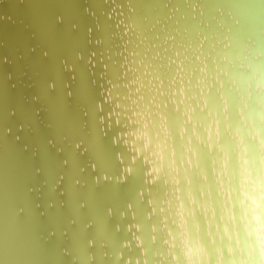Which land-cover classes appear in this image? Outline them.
<instances>
[{
  "label": "snow or ice",
  "instance_id": "6c2138e0",
  "mask_svg": "<svg viewBox=\"0 0 264 264\" xmlns=\"http://www.w3.org/2000/svg\"><path fill=\"white\" fill-rule=\"evenodd\" d=\"M105 2L108 3L109 0ZM110 2L114 5L116 0ZM185 3L197 14L192 17L197 21L196 30L193 32L195 38L188 37L189 29L185 27L183 35L187 44L177 45L176 36L181 35L179 29L172 35L171 29L162 27L161 31L166 33L162 44H147L142 54L138 49L145 45L147 37L141 39L142 33L132 26L135 21L129 0V13H119L124 19L115 24V28L123 29L118 35L120 43L115 45L119 49L115 54L122 58L115 82L108 76V64L104 60L105 51L99 53V65L103 69L99 78H96L94 71H90L97 67L98 53L88 49L86 63L93 76L92 84L98 85L99 88L100 99L95 104L98 123L105 136L114 128L120 129L114 135L117 137L114 145L123 147L124 152L115 153L118 174L110 176L106 171H98V164L93 160L80 166L79 157L88 152L83 141L69 144V151L75 156L79 174L56 173L52 190L59 191L63 197L67 191L66 180L72 189L87 186L88 181L84 180L82 184L80 174L86 173L89 168L96 173L91 177V182L97 188L101 182L125 184L129 177L133 176L134 169H138L141 173V183L136 195L139 202L147 206L145 220L151 222L148 226V243L151 247L159 241V246L155 247L153 264H173L174 261L178 262L181 256L185 258V264H214L213 257L215 264H225V258L227 264H261L264 257H259L257 251H252L250 255L248 252L250 248L257 249L259 244L264 242V181L259 179V173L264 171V167H261L264 165V155L260 152L261 146H264V41L253 44L254 37L251 36L244 40L237 39L240 20L235 17L227 28L217 20L215 31L211 28V21L207 25L208 31H201L199 29L205 26L202 0H185ZM115 11L112 6L107 14L108 20L112 21L110 14ZM176 11L179 9H174L172 16H175ZM84 13L96 17V13L90 8H84ZM217 13L220 17L231 16V13L226 14L219 9ZM181 18L187 20V13ZM56 23L63 24L64 17L57 16ZM160 23V20L156 21V24ZM71 29L74 33L79 32V23H72ZM94 29H101L98 19L94 28L87 29V44L102 46L104 41L94 38ZM260 35L264 36V31ZM133 36L138 43L133 40ZM154 39L159 40L160 37L155 36ZM206 44L207 53L204 52ZM129 45H133L131 50ZM165 45L169 47H164ZM155 47H160L161 51L152 54V48ZM177 47L182 50L183 56ZM189 51L192 58L186 54ZM107 52L110 53L107 60L111 61L112 49H107ZM169 52L172 55H167ZM41 55L47 58L49 52L43 50ZM84 59V50L75 52L76 61L83 62ZM61 64L64 71L74 72L75 64L70 65L67 59L61 60ZM221 65L227 66V70ZM55 86L53 81L52 90ZM121 88L125 89L126 93L121 95L117 91L114 97L113 92ZM68 95L70 96L71 92ZM210 100H213L211 107L205 102ZM105 105H108L107 111ZM245 112L248 113L247 116H244ZM213 113L216 115L213 116ZM11 115H15V112ZM233 116L237 119L234 120ZM256 125L260 127L257 128ZM165 127L170 130L169 135L173 138L174 146L169 144L168 136L164 134ZM23 130L24 125H19L18 131ZM7 131L10 134L11 128ZM241 133L243 139L238 140L237 137ZM15 139L19 142L22 137L17 135ZM129 140L131 148L125 147ZM153 141L163 146L160 149L163 155L157 153V144ZM48 144L58 153L64 152L62 147H56L54 141L49 140ZM225 144L227 163H222L223 157L219 155V150ZM237 148L240 151L239 158L236 157ZM23 151L28 152L29 145H23ZM149 152L152 153L151 156ZM31 155L33 160L38 161L40 158L36 148L31 149ZM246 165L247 171L252 172L254 182L241 189L240 185L248 178L245 175ZM72 166L70 158H64L54 161L50 171L55 172L56 168L70 170ZM229 168H232L231 172L228 171ZM31 173L39 177L44 176L46 170L41 166H34ZM256 184H259L260 188L258 194ZM48 186L47 179L38 185H25L28 199L17 204L15 212L18 217H31L37 221L39 238L43 242L51 243L56 238L57 229L54 226L45 228L42 221L49 216L50 210H55L58 205L60 208L66 207L67 201L50 199L44 202L43 190ZM221 192L224 193L223 196ZM233 193L237 195L234 196ZM253 201L259 207L258 212L255 208H250ZM210 204L215 207H210ZM229 204L233 207H229ZM79 207L85 208L86 202L79 203ZM185 211L187 216L184 215ZM128 213H131V218L135 221L136 213L132 203H128L126 210L120 215L127 218ZM225 213L228 214L227 218ZM105 215L113 217L114 210L107 208ZM178 220L184 226L192 221V235L196 234L195 230L199 227V242L202 245L207 241L213 250H197V240L190 236L187 250L174 255L176 240L184 235L182 227L177 224ZM68 223L75 228L76 219L72 218ZM92 227V222L83 225L85 230ZM123 227L130 236L121 241L120 248L129 252L139 251L135 257L125 258L123 251L114 253L115 257L123 260L124 264H148L147 254L150 249L144 248V238L137 235L143 231L142 225L130 223ZM172 228L176 229L175 233ZM121 229L120 224L115 225V231L120 232ZM158 232L159 236L156 235ZM60 234L66 239H71L67 228ZM216 234H219V239ZM138 237L141 239L140 244L136 243ZM168 237H173L171 244ZM84 243L88 249L96 247L94 238L86 239ZM217 243L220 245L219 249L216 248ZM101 247L107 248V244L102 242ZM62 252L64 255H70L66 248ZM107 255L105 252L104 256ZM87 259L89 264H94L95 254L90 252Z\"/></svg>",
  "mask_w": 264,
  "mask_h": 264
},
{
  "label": "water",
  "instance_id": "95a60500",
  "mask_svg": "<svg viewBox=\"0 0 264 264\" xmlns=\"http://www.w3.org/2000/svg\"><path fill=\"white\" fill-rule=\"evenodd\" d=\"M202 3L205 26L199 30L207 32V25L211 21V28L215 31L217 20L227 28L235 17L240 20L237 39L244 40L251 36L254 37L253 44L264 41V36L260 35L264 31V0H202ZM112 6L116 11L110 14L111 21L107 19V14ZM130 6L135 21L132 26L142 33L141 39L147 37L145 45L138 49L142 54L147 44H162L166 35L161 31L162 27L171 29L172 35L179 29L181 35L176 36L177 45L187 44L183 35L185 27L189 29L188 37L195 38L193 32L197 21L192 17L197 14L188 8L185 0H130ZM84 8H90L96 13V17L85 15ZM177 8L179 11L172 16L173 10ZM217 9L226 14L231 13V16L220 17ZM121 12L129 13V0H116L114 5H111L110 0L108 3L105 0H0V264H89L87 255L90 252L95 254L94 264H124L114 253L123 251L127 258L135 257L139 251L129 252L120 248L121 241L130 236L123 226L130 223L142 225L143 231L137 235H142L148 242V226L151 222L145 220L144 215L148 209L139 202L136 195L141 183L140 170L134 169L133 176L125 184L101 182L97 188L91 182V177L96 173L89 168L86 173L80 174L82 184L84 180L88 181L87 186L72 189L66 180L67 191L63 197L59 191L52 190L56 173L79 174L75 156L68 147L79 141H83L84 147L88 148L87 154L79 157L80 166L93 160L98 164V171H106L110 176L118 174L115 153L124 152V148L113 145L111 137L120 129L114 128L104 135L95 108L100 99L99 88L92 84L93 76L90 71H94L96 78H99V73L103 70L99 65V53L105 51L108 76L115 82L122 59L115 54L119 51L115 47L120 43L119 32L123 31L115 28V24L124 19L119 15ZM185 13L188 15L187 20L181 18ZM60 15L64 17L63 24L56 23V17ZM97 19L101 29H94V38L103 39L104 43L102 46L94 44L99 47L94 48L87 44V29L94 28ZM157 20L161 23L156 24ZM74 22L79 23V32L72 31L71 24ZM155 36L160 39H154ZM133 40L135 41L134 36ZM132 47L133 45H129V50ZM88 49L98 53L97 67L90 71L86 63ZM107 49H112L111 61L107 60V55L110 54ZM43 50L49 52L47 58L41 55ZM80 50L85 52L83 62L75 60V52ZM177 50L182 52L179 47ZM157 51H161V48H152V54ZM207 51L206 44L204 52ZM186 54L192 58L191 51ZM63 59H67L70 65L75 64L74 72L63 70ZM209 64L211 67V61ZM221 67L227 70V66ZM53 81L56 87L50 90L48 83ZM117 91L121 95L126 93L125 89H117L113 92L114 97ZM69 92L71 96L68 95ZM213 100H210V105ZM105 110H108V105H105ZM13 111L15 115H11ZM233 119L237 117L233 116ZM21 124L24 125L23 132L18 131ZM9 128L10 134L7 131ZM17 135L22 137L19 142L15 139ZM49 140L54 141L57 148L62 147L64 152L58 153L56 149H51ZM168 140L174 146L173 138ZM25 144L29 145L28 152L23 151ZM162 147L159 144L156 146L160 155H163L160 152ZM32 148L39 150L38 161L32 159ZM151 155L149 152V156ZM64 158H70L73 164L70 170L56 168L55 172L50 171L54 161ZM125 160L127 161V156ZM34 166L45 168L46 174L39 177L32 175L31 169ZM45 179L49 186L43 190L44 202L50 199L67 201L66 207L60 208L58 205L42 221L45 228L54 226L57 229L56 238L51 243L39 238L37 221L31 217H18L15 212L17 204L28 199L25 185H38ZM81 202H86L85 208L79 207ZM128 203L134 205L135 221L132 220L131 213H128L127 218L120 215L126 210ZM210 207L215 205L210 204ZM229 207L233 205L229 204ZM107 208L114 210L113 217L105 215ZM227 216L225 213L226 218ZM72 218L76 219L75 228L68 223ZM88 222H92L93 227L85 230L83 225ZM116 224L122 226L120 232L115 231ZM64 228H67L71 239L61 236ZM91 238L96 240L94 249H88L84 243ZM102 242L107 244V248L101 247ZM65 248L70 255L63 254L62 250ZM105 252L108 253L107 257L104 256Z\"/></svg>",
  "mask_w": 264,
  "mask_h": 264
},
{
  "label": "clouds",
  "instance_id": "9594fccd",
  "mask_svg": "<svg viewBox=\"0 0 264 264\" xmlns=\"http://www.w3.org/2000/svg\"><path fill=\"white\" fill-rule=\"evenodd\" d=\"M51 83H52V82H49V83H48V88H49L50 90H52V88H51ZM55 87H56V86H55ZM70 96H71V95H70ZM33 99L35 100L36 98L33 97ZM205 102H206V103H209V107L212 106V105H210V102H208V101H205ZM225 107H227V105H226ZM262 107H264V106H262ZM215 115H216V114L213 113V116H215ZM247 115H248V113L245 112V113H244V116H247ZM225 119H228V117H225ZM241 119H243V117H242ZM194 123H195V120H194ZM256 127L259 128L260 126H259V125H256ZM234 130H235V129H234ZM222 131H223V129H222ZM164 134L167 135L168 138H171V137H172L171 135H169V129H167L166 127H165V129H164ZM116 139H117V137H115V136H112V137H111V143H112L113 145L115 144ZM237 139H238V140H242V139H243V133H241V135H240L239 137H237ZM197 142H199V140H198ZM153 143H154V144H157L156 141H153ZM245 144H247V141H245ZM131 145H132V144H131V140H129L128 147L131 148ZM188 147H192V145H188ZM226 150H227V144L223 145V146L220 148V150H219V155H220L221 157H223L222 163H227ZM156 151H157V148H156ZM178 151H179V150L177 149V152H178ZM209 151L211 152V149H209ZM260 152H261L262 155H264V146H261V148H260ZM164 155L167 156V153H165ZM239 156H240V151H239V149L237 148V150H236V157L239 158ZM250 158H251V157H250ZM233 163L235 164L236 161H234ZM137 164H139V161H137ZM261 167H264V165H261ZM245 169H246V171H245V175H246L248 178L244 181L243 184L240 185L241 189H243V188L246 187V186H249V185L253 184V182H254L253 179L251 178V177H252V172H248V171H247V165L245 166ZM228 171L231 172V171H232V168H229ZM217 175H219V173H217ZM259 179H260L261 181H264V171H261V172L259 173ZM193 187H195V183L193 184ZM256 188H257V194H258V193H259V190H260V188H259V184H256ZM223 195H224V193L221 192V196H223ZM245 202H246V201H245ZM250 208H255L257 212L259 211V207L255 204L254 201H253L252 205H250ZM184 215H185V216L188 215L187 211H185ZM237 215H239V212H237ZM177 224L180 225V226L182 227V230H183L184 235H183L180 239L176 240V252L174 253V255L179 254L180 252H182V251H186V250H187V243H188V239H189L190 236H192L193 239H196V240H197V244H196V249H197V250H201V251H202V250H204V249H207L208 252H211V251L213 250V249L210 247V245H209V243H208L207 241H205L202 245H201V243L199 242V236H200V234H201V229H200L199 227H197L196 230H195V231H196V234H195V235H192V233H191V231H190V230L192 229V227H193V222H192V221H189L188 224H187V226H184V225L182 224V222L179 221V220L177 221ZM246 226H247V222H245V227H246ZM233 227H235V226H233ZM172 231L175 233V232H176V229H175V228H172ZM156 235L159 236L160 233L158 232ZM216 235H217V239H219V234H216ZM140 236L142 237V235H140ZM240 237H241V242H243V233L240 234ZM209 239H210V238H209ZM172 240H173V237H168L169 244L172 243ZM181 241H183V242H181ZM136 243H137V244H140V243H141V239H140L139 237L136 239ZM143 243H144V248H145V249H150V250L148 251V254H147L148 264H153V256H154V254H155V247H158V246H159V241L157 240V244H156L155 246H151V247H150L149 243L146 242L144 239H143ZM216 248H217V249L220 248L219 243H217ZM229 251H230V250H229ZM252 251H257V252L259 253V257H264V242H261V243L259 244V246H258L257 249H252V248H250L248 254L250 255ZM188 259H190V257H189ZM213 262H214V264H215V257H213ZM173 264H185V258H184L183 256H181L180 260H179L178 262H177V261H174ZM225 264H227V260H226V258H225ZM261 264H264V260L261 261Z\"/></svg>",
  "mask_w": 264,
  "mask_h": 264
}]
</instances>
